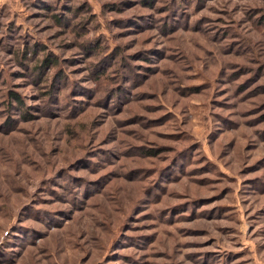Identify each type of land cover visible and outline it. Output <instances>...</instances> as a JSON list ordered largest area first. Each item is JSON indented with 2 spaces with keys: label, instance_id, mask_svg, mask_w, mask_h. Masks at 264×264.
<instances>
[{
  "label": "rangeland",
  "instance_id": "1",
  "mask_svg": "<svg viewBox=\"0 0 264 264\" xmlns=\"http://www.w3.org/2000/svg\"><path fill=\"white\" fill-rule=\"evenodd\" d=\"M0 264H264V0H0Z\"/></svg>",
  "mask_w": 264,
  "mask_h": 264
},
{
  "label": "trees",
  "instance_id": "2",
  "mask_svg": "<svg viewBox=\"0 0 264 264\" xmlns=\"http://www.w3.org/2000/svg\"><path fill=\"white\" fill-rule=\"evenodd\" d=\"M52 17L55 19V22L57 24L61 23L62 22V17H60L59 15L57 14H52ZM28 47H26L27 49ZM26 49L25 50H22L21 52L18 53V55L20 56V54L22 53V56L23 57H26L27 56V52H26ZM30 50L34 52V47H30ZM57 62V58L55 56L51 57L49 55H45V57L43 58L42 60V64H40V66H44V65H47V64H50V63H55ZM39 68V66H37V69ZM12 101H15L16 103H18L21 107L24 106L23 104V101L21 100V98L16 95L14 92H10L9 95H8V99H7V105H11L12 104ZM149 155H153V154H157L155 151H150L148 153Z\"/></svg>",
  "mask_w": 264,
  "mask_h": 264
}]
</instances>
